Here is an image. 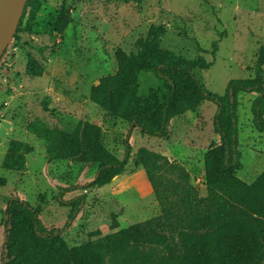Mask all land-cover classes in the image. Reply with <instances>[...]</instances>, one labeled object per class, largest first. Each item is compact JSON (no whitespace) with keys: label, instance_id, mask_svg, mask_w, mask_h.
<instances>
[{"label":"rangeland","instance_id":"obj_1","mask_svg":"<svg viewBox=\"0 0 264 264\" xmlns=\"http://www.w3.org/2000/svg\"><path fill=\"white\" fill-rule=\"evenodd\" d=\"M36 1L37 7L29 12L34 33L20 34L18 44L11 40L0 61V124L5 137L0 146V264L4 243L1 218L10 197L38 208L39 220L48 230L60 229L70 207L61 205L57 196L61 188L77 186L63 197L86 196L81 212L63 235L67 248L160 215L143 169L129 163L110 184L86 187L96 167L49 161L47 143L38 135L44 129L70 132L79 121L90 122L101 127L106 149L123 157L128 124L88 98L91 86L116 70L117 49L135 53V41L145 37L150 27H157L162 51L184 60L201 57L211 65L200 76L207 90L221 99L225 115L231 82L254 79L258 63L264 76V0H66L71 23L62 36L54 37L49 32L61 0ZM28 65L41 76H26ZM139 90L144 97L157 100L160 84L153 74L143 72ZM256 96L245 92L237 96L241 155L237 177L247 184L264 170V133L252 124ZM216 112L214 103L201 102L171 120L166 139L133 129L131 153L145 148L179 164L204 197L203 156L209 144L219 140L213 128ZM12 142L23 143L30 150L21 151L25 164L20 171L4 168Z\"/></svg>","mask_w":264,"mask_h":264},{"label":"trees","instance_id":"obj_2","mask_svg":"<svg viewBox=\"0 0 264 264\" xmlns=\"http://www.w3.org/2000/svg\"><path fill=\"white\" fill-rule=\"evenodd\" d=\"M36 2L27 0L25 3L12 37L17 44L20 34L34 33L29 12L37 7ZM66 2L61 0L51 25L49 33L53 37L62 36L71 23ZM159 34L157 27H150L145 37L135 41V53L117 49L114 73L101 77L89 90L91 103L130 128L121 159L106 149L101 127L90 122L79 121L70 132L44 129L38 135L47 143L49 161L96 167L86 187L110 184L129 163L143 169L160 215L67 248L63 235L81 212L86 196L77 195L69 200L63 197L77 186L61 188L57 196L61 205L70 207L68 219L60 229L48 230L39 220L38 208L18 197H10L5 201L1 218L4 229L1 264H264V170L251 184L237 177L241 167L237 96L243 92L257 95L251 107L252 124L256 131L264 133L262 65L257 64L254 79L231 82L225 115L221 99L207 90L200 76V72L211 65L201 57L184 60L162 51ZM143 72L153 74L158 80L159 99L141 95L139 76ZM25 75L40 77L41 72L28 65ZM203 101L217 106L213 128L219 140L212 141L204 153L206 195L200 197L182 166L145 148L132 155L129 138L130 131L138 129L142 135L166 139L171 120ZM21 151L30 152L23 143L10 144L5 169L20 171L24 168Z\"/></svg>","mask_w":264,"mask_h":264},{"label":"water","instance_id":"obj_3","mask_svg":"<svg viewBox=\"0 0 264 264\" xmlns=\"http://www.w3.org/2000/svg\"><path fill=\"white\" fill-rule=\"evenodd\" d=\"M27 0H0V58L12 40Z\"/></svg>","mask_w":264,"mask_h":264},{"label":"crops","instance_id":"obj_4","mask_svg":"<svg viewBox=\"0 0 264 264\" xmlns=\"http://www.w3.org/2000/svg\"><path fill=\"white\" fill-rule=\"evenodd\" d=\"M11 98H13V97H11ZM5 103H6V102H5ZM3 127H4V125L0 124V146H1V144L3 143V140H4V138H5V137H4V133H3V132H4V131H3V129H4ZM68 194H69V193H68ZM66 195H67V194H66ZM66 195H65V196H66Z\"/></svg>","mask_w":264,"mask_h":264},{"label":"built area","instance_id":"obj_5","mask_svg":"<svg viewBox=\"0 0 264 264\" xmlns=\"http://www.w3.org/2000/svg\"><path fill=\"white\" fill-rule=\"evenodd\" d=\"M2 59V58H1Z\"/></svg>","mask_w":264,"mask_h":264}]
</instances>
